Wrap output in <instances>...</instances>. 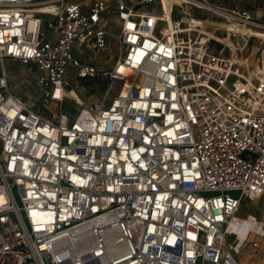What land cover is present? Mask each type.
<instances>
[{
    "label": "built area",
    "instance_id": "obj_1",
    "mask_svg": "<svg viewBox=\"0 0 264 264\" xmlns=\"http://www.w3.org/2000/svg\"><path fill=\"white\" fill-rule=\"evenodd\" d=\"M109 9L98 67L73 49L98 57ZM263 37L207 0H0V264H236L263 235L236 216L264 196V55L241 56ZM68 75L114 92L71 116Z\"/></svg>",
    "mask_w": 264,
    "mask_h": 264
},
{
    "label": "rangeland",
    "instance_id": "obj_2",
    "mask_svg": "<svg viewBox=\"0 0 264 264\" xmlns=\"http://www.w3.org/2000/svg\"><path fill=\"white\" fill-rule=\"evenodd\" d=\"M216 5H221L226 8H235L238 10H247L252 18L260 23L264 24V0H207ZM145 9L144 6L141 7ZM107 27L109 32L114 35L115 30L112 29V18L110 14L105 15ZM215 34L220 36L221 31L216 30ZM262 36V34H259ZM263 40L257 38H251L241 52V56L247 58V63H252L260 55H264V37ZM116 50V44L111 43L110 47L107 50H102L98 53V57H94L95 61L103 67H107L108 64L112 61L113 54ZM92 51L84 52L86 55H91ZM112 54L109 60L105 61V56ZM5 70L8 74L7 84L13 94L20 97L23 100H28L35 92V87L31 82V77L25 72H21L18 68L10 67V65L4 62ZM68 88H71L67 98L63 101L62 107L65 112L73 116L75 114L79 105L78 102H83L86 107L87 104L91 105H106L108 99L113 94V87H107L106 81L94 80L87 87H78L77 82L72 75L67 76ZM233 195V193H231ZM264 208V196L259 200L254 202H241L236 216L244 217L246 214H251L258 217L261 213V210Z\"/></svg>",
    "mask_w": 264,
    "mask_h": 264
},
{
    "label": "crops",
    "instance_id": "obj_3",
    "mask_svg": "<svg viewBox=\"0 0 264 264\" xmlns=\"http://www.w3.org/2000/svg\"><path fill=\"white\" fill-rule=\"evenodd\" d=\"M126 1L133 2L134 0H126ZM144 7H145V9H150V6H144ZM106 14H110L111 15V18H112L111 19L112 20V29L115 30L114 32L116 34L117 28H118V22L115 19L114 10L113 9H109ZM115 34L114 35L111 34V35L106 37V47L103 50H107L108 47H110L111 43H115V37H114ZM73 53H74V55L76 57L80 58L81 60L88 61V62H90L92 64L97 65L98 67L100 66V63L98 64L95 61V59H93L91 57H88V55H86V53L84 54V52H81L78 49L74 48L73 49ZM111 55L112 54H108L107 56H105L106 57L105 61L109 60ZM113 55L114 56H113L112 60L115 57V53ZM6 63H8L10 65V67L18 68V69L21 70V72H25V67L23 65H20L18 63L11 62V61H6ZM7 81H8V74H7ZM257 218H262V214L260 213V215ZM263 220H264V218H263ZM254 240L258 241V244H257L256 247H253L251 245L252 241H254ZM234 261H235L236 264H264V224H263V235L261 237H259L258 239H256L252 235H249L247 237V241L242 245L239 253L234 255Z\"/></svg>",
    "mask_w": 264,
    "mask_h": 264
},
{
    "label": "trees",
    "instance_id": "obj_4",
    "mask_svg": "<svg viewBox=\"0 0 264 264\" xmlns=\"http://www.w3.org/2000/svg\"><path fill=\"white\" fill-rule=\"evenodd\" d=\"M94 80H100V81H104L103 79L99 78V77H93V78H78L76 80L77 82V86L78 87H87L89 84H91Z\"/></svg>",
    "mask_w": 264,
    "mask_h": 264
},
{
    "label": "bare ground",
    "instance_id": "obj_5",
    "mask_svg": "<svg viewBox=\"0 0 264 264\" xmlns=\"http://www.w3.org/2000/svg\"><path fill=\"white\" fill-rule=\"evenodd\" d=\"M69 94V93H68Z\"/></svg>",
    "mask_w": 264,
    "mask_h": 264
}]
</instances>
